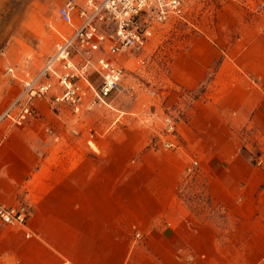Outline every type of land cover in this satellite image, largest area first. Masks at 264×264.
<instances>
[{"label":"crops","instance_id":"0c3cea01","mask_svg":"<svg viewBox=\"0 0 264 264\" xmlns=\"http://www.w3.org/2000/svg\"><path fill=\"white\" fill-rule=\"evenodd\" d=\"M250 20L206 92L218 104L192 107L171 152L148 127L74 125L50 97L23 124L2 120L0 206L29 218L0 221V264H264V8Z\"/></svg>","mask_w":264,"mask_h":264},{"label":"rangeland","instance_id":"374dc122","mask_svg":"<svg viewBox=\"0 0 264 264\" xmlns=\"http://www.w3.org/2000/svg\"><path fill=\"white\" fill-rule=\"evenodd\" d=\"M66 1L0 0V112L22 91L27 73L37 74L44 67L55 52L60 34L73 30L58 15V8ZM84 1L75 0L78 4ZM258 8H264L263 1L251 4L245 0H191L183 14L155 26L146 48L113 56L123 75L110 98L112 108H97L79 119L64 107L69 114L67 119L74 125L102 122L110 128L109 132L116 133L124 129L135 133L148 127L154 135L153 148L171 152L174 149L158 144L165 117H175L180 132L182 129L185 132L188 113L194 105L218 104L217 99L213 101L214 96L205 98L206 92L219 90L216 76L221 62L232 51L234 39L240 34L239 27L251 21ZM210 45L220 56L206 69L204 65L208 63L203 61ZM236 66L233 63L234 69ZM11 67L16 78L7 73ZM238 72L245 77L240 69ZM198 74L202 75L199 81L195 78ZM93 81L98 83L99 76L94 74ZM226 85L220 90L226 89ZM198 154L196 150L186 154L189 159L186 172L193 160L200 162ZM201 164L196 173L187 172L193 180Z\"/></svg>","mask_w":264,"mask_h":264},{"label":"built area","instance_id":"2783aa9c","mask_svg":"<svg viewBox=\"0 0 264 264\" xmlns=\"http://www.w3.org/2000/svg\"><path fill=\"white\" fill-rule=\"evenodd\" d=\"M190 1L85 0L83 4L66 1L58 8V15L73 30L60 34L55 52L39 73H27L22 91L0 112V122L10 119L23 124L36 114L35 101L47 97L69 108L79 119L97 108L111 107L110 98L123 75L113 56L146 48L155 26L183 14ZM7 73L16 78L14 68H8ZM94 74L99 76L98 83L93 81ZM180 136L178 120L166 116L159 146L177 149ZM199 167L200 162L193 160L187 172L194 174ZM28 218L26 206H0L2 223L24 226Z\"/></svg>","mask_w":264,"mask_h":264},{"label":"bare ground","instance_id":"6f19581e","mask_svg":"<svg viewBox=\"0 0 264 264\" xmlns=\"http://www.w3.org/2000/svg\"><path fill=\"white\" fill-rule=\"evenodd\" d=\"M94 145V144H93ZM94 147V146H93Z\"/></svg>","mask_w":264,"mask_h":264}]
</instances>
